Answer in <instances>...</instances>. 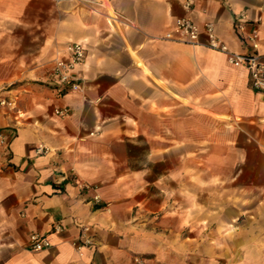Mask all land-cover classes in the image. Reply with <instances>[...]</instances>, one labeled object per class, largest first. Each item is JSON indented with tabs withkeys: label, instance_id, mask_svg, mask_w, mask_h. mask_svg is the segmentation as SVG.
<instances>
[{
	"label": "crops",
	"instance_id": "1",
	"mask_svg": "<svg viewBox=\"0 0 264 264\" xmlns=\"http://www.w3.org/2000/svg\"><path fill=\"white\" fill-rule=\"evenodd\" d=\"M183 2L0 0V264H264V93L204 33L165 37L187 15L264 54V0ZM71 41L77 90L51 76Z\"/></svg>",
	"mask_w": 264,
	"mask_h": 264
},
{
	"label": "built area",
	"instance_id": "2",
	"mask_svg": "<svg viewBox=\"0 0 264 264\" xmlns=\"http://www.w3.org/2000/svg\"><path fill=\"white\" fill-rule=\"evenodd\" d=\"M54 1H74L81 3H89L97 6H104V0H54ZM108 4L110 0H105ZM193 4V0H184L183 7L189 9ZM244 18V15H240ZM244 23H239V29L244 30ZM206 36V45L212 49L222 51L226 54L227 61L237 67L245 68L250 77L251 87L259 92L264 93V54L257 51L249 52H235L228 48V46L221 41L214 30L211 22H206L201 28L190 16H178L175 18L173 28L166 32L165 37L183 41L190 44L201 43L200 36L203 34ZM249 44L253 50L259 48V33L257 29H253L247 36ZM86 58V47L82 42L71 41L66 46V54L60 58H57L51 69V76L53 81L60 85L65 90H77L81 88L82 78L77 74V68L81 65ZM0 107L13 108L14 103L11 99L0 98ZM56 112L60 115H66L69 112L67 107L57 108ZM8 149V140L4 132L0 130V155L2 150ZM42 147H38L40 151ZM85 187H92L86 185ZM95 199L99 196L95 195ZM88 230V227H83ZM88 242V240H86ZM29 245L31 250H41L50 245L48 239L45 236H41L38 233H31L29 236ZM77 248L81 247L80 243L76 244ZM134 264H145L143 257L136 256L133 259Z\"/></svg>",
	"mask_w": 264,
	"mask_h": 264
},
{
	"label": "bare ground",
	"instance_id": "3",
	"mask_svg": "<svg viewBox=\"0 0 264 264\" xmlns=\"http://www.w3.org/2000/svg\"><path fill=\"white\" fill-rule=\"evenodd\" d=\"M107 9H108V16L110 17V18H114V12L110 9V8H108L107 7Z\"/></svg>",
	"mask_w": 264,
	"mask_h": 264
},
{
	"label": "rangeland",
	"instance_id": "4",
	"mask_svg": "<svg viewBox=\"0 0 264 264\" xmlns=\"http://www.w3.org/2000/svg\"><path fill=\"white\" fill-rule=\"evenodd\" d=\"M104 2H106L105 0H104ZM107 3V2H106ZM253 172H255V171H253Z\"/></svg>",
	"mask_w": 264,
	"mask_h": 264
}]
</instances>
